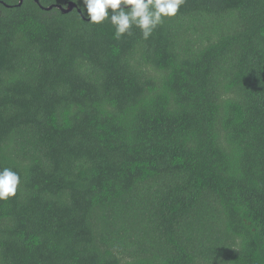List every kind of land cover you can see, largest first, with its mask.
Masks as SVG:
<instances>
[{"label":"trees","instance_id":"16d2710c","mask_svg":"<svg viewBox=\"0 0 264 264\" xmlns=\"http://www.w3.org/2000/svg\"><path fill=\"white\" fill-rule=\"evenodd\" d=\"M81 6L0 0V264H264V0Z\"/></svg>","mask_w":264,"mask_h":264},{"label":"clouds","instance_id":"9594fccd","mask_svg":"<svg viewBox=\"0 0 264 264\" xmlns=\"http://www.w3.org/2000/svg\"><path fill=\"white\" fill-rule=\"evenodd\" d=\"M80 15L92 24L109 22L117 37L138 28L147 40L165 19L175 17L184 0H78ZM111 10V14L109 13ZM20 176L11 168L0 169V201L15 197Z\"/></svg>","mask_w":264,"mask_h":264},{"label":"water","instance_id":"95a60500","mask_svg":"<svg viewBox=\"0 0 264 264\" xmlns=\"http://www.w3.org/2000/svg\"><path fill=\"white\" fill-rule=\"evenodd\" d=\"M23 2H24V0H20V5H21ZM36 2L38 3V0H36ZM75 6H76V5H72V6L70 7L69 10H72ZM52 8H53V7H48V8H44V9H46V10H51ZM58 8H61V7H58Z\"/></svg>","mask_w":264,"mask_h":264}]
</instances>
